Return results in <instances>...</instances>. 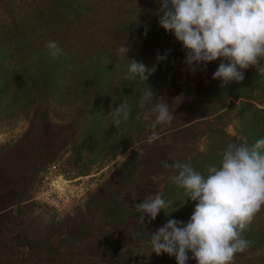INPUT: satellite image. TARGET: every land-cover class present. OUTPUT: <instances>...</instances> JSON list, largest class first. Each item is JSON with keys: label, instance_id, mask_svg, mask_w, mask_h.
I'll use <instances>...</instances> for the list:
<instances>
[{"label": "rangeland", "instance_id": "1", "mask_svg": "<svg viewBox=\"0 0 264 264\" xmlns=\"http://www.w3.org/2000/svg\"><path fill=\"white\" fill-rule=\"evenodd\" d=\"M152 1L0 0V264H176L150 243L168 219L187 222L196 203L171 179V165L219 166L227 144H249L245 128L264 121V103L212 79L219 59L189 74L173 34L136 13ZM128 10L132 39H123L109 29ZM76 15L79 25L66 24ZM49 40L62 50L55 58ZM123 43L126 58L149 67L168 54L145 82L125 80ZM149 86L174 113L170 124L153 129L143 119L138 102ZM125 100L132 111L115 127L109 105ZM46 175L57 181L51 194L41 190ZM155 192L173 208L142 223L135 204ZM253 221L264 233V207ZM244 254L234 263L264 264V253Z\"/></svg>", "mask_w": 264, "mask_h": 264}, {"label": "clouds", "instance_id": "2", "mask_svg": "<svg viewBox=\"0 0 264 264\" xmlns=\"http://www.w3.org/2000/svg\"><path fill=\"white\" fill-rule=\"evenodd\" d=\"M156 3L154 15L158 17V25L180 43L189 74L195 75L208 62L219 59L212 79L220 80L221 87L242 81L243 70L249 67L264 76V0H156ZM143 34H147V29ZM45 47L53 58L61 54L54 40L47 41ZM130 48V44L123 43L118 49L119 58H126ZM167 54L168 50L158 52L156 63L150 67L126 58L129 64L123 78L139 77L145 82ZM138 106L145 109L142 116L150 121V128L170 124L174 119L165 98L150 86L139 98ZM109 108L111 125L115 127L126 121L132 111L126 100L116 107L110 104ZM157 138L153 132L148 142ZM220 156V165H209L204 173L196 171L190 161L171 165L178 170L171 179L184 190L185 199L196 203L187 222L168 219L151 233V252L174 256L176 264H187L190 258L196 264H234L237 253H248L249 258L264 253V249L249 252L253 242L243 235L264 207V138L251 145L247 141L231 142ZM122 159H127V154ZM174 202L155 192L136 203L135 210L140 222L145 223V217L154 220L161 210L173 208Z\"/></svg>", "mask_w": 264, "mask_h": 264}, {"label": "trees", "instance_id": "3", "mask_svg": "<svg viewBox=\"0 0 264 264\" xmlns=\"http://www.w3.org/2000/svg\"><path fill=\"white\" fill-rule=\"evenodd\" d=\"M156 0H153L148 5H146L142 10H136V13H145L148 14L147 17L158 18L154 15ZM70 10H67L63 13H58L57 17L62 16L63 19H68V14ZM130 15L124 17L121 21L115 22L111 25L109 31L115 32V35H119V37L123 39H132V10H128ZM65 13V14H64ZM64 14V15H62ZM59 19L61 22L62 20ZM70 21L66 22V24H72L75 22L79 25L82 22L81 19L76 15L74 18L69 19ZM118 38V36H117ZM234 82V83H233ZM231 88V95L234 97H242L247 99H252L254 101H258L260 103H264V76L256 73V70L252 67H249L245 70L244 79L240 82L233 81ZM248 104V103H245ZM256 112H261L258 108H255ZM264 114V109H263ZM253 123V124H252ZM250 124V123H249ZM250 126L245 128V137L248 139L249 145L253 144L255 141L264 138V121L260 124L257 123L256 120L251 121ZM244 237L250 241H252V247L249 249V252L255 253L258 249H264V233L263 229L258 228L255 225V222L252 220L251 224L243 233ZM248 254V253H247ZM247 254H244L246 256ZM242 255V253H238V256ZM255 261V260H254ZM236 264V263H234ZM242 264V263H241Z\"/></svg>", "mask_w": 264, "mask_h": 264}, {"label": "built area", "instance_id": "4", "mask_svg": "<svg viewBox=\"0 0 264 264\" xmlns=\"http://www.w3.org/2000/svg\"><path fill=\"white\" fill-rule=\"evenodd\" d=\"M46 179H49V182H44V184L41 186V190L45 192L46 194H51L56 191L57 189V181L54 179H51L49 175L45 176ZM45 190V191H44Z\"/></svg>", "mask_w": 264, "mask_h": 264}]
</instances>
